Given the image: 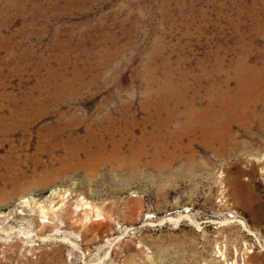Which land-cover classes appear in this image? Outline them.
I'll return each mask as SVG.
<instances>
[{
	"label": "rangeland",
	"instance_id": "rangeland-1",
	"mask_svg": "<svg viewBox=\"0 0 264 264\" xmlns=\"http://www.w3.org/2000/svg\"><path fill=\"white\" fill-rule=\"evenodd\" d=\"M262 5L0 0V264H264V127L214 104Z\"/></svg>",
	"mask_w": 264,
	"mask_h": 264
},
{
	"label": "bare ground",
	"instance_id": "bare-ground-1",
	"mask_svg": "<svg viewBox=\"0 0 264 264\" xmlns=\"http://www.w3.org/2000/svg\"><path fill=\"white\" fill-rule=\"evenodd\" d=\"M262 14L259 23H254L257 20L253 22L254 19L247 18L256 26H253L250 31L245 32L244 29V32L239 36V40L234 42L230 76L233 81V88L223 95H217L218 97L214 101L216 106L215 117L219 118L222 124L236 123L247 127L248 120L251 117H256L254 112L257 111V117H260L261 124L264 127V11ZM245 24L247 23L245 22ZM233 31H236V29ZM256 42L258 45H256ZM122 162L131 163L132 159L128 161L121 160L120 163ZM41 213L43 214V211ZM94 214L96 219L101 218L98 211H95Z\"/></svg>",
	"mask_w": 264,
	"mask_h": 264
}]
</instances>
